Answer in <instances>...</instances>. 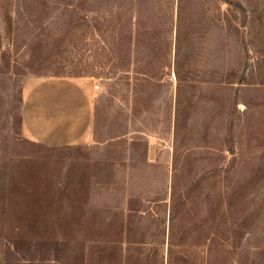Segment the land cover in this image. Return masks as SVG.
<instances>
[{"label": "rangeland", "instance_id": "rangeland-1", "mask_svg": "<svg viewBox=\"0 0 264 264\" xmlns=\"http://www.w3.org/2000/svg\"><path fill=\"white\" fill-rule=\"evenodd\" d=\"M28 76L91 78L90 145ZM0 264H264V0H0Z\"/></svg>", "mask_w": 264, "mask_h": 264}, {"label": "crops", "instance_id": "crops-1", "mask_svg": "<svg viewBox=\"0 0 264 264\" xmlns=\"http://www.w3.org/2000/svg\"><path fill=\"white\" fill-rule=\"evenodd\" d=\"M93 86L89 77H25L21 87L23 137L50 147L90 145Z\"/></svg>", "mask_w": 264, "mask_h": 264}, {"label": "built area", "instance_id": "built-area-1", "mask_svg": "<svg viewBox=\"0 0 264 264\" xmlns=\"http://www.w3.org/2000/svg\"><path fill=\"white\" fill-rule=\"evenodd\" d=\"M93 87H94V89H96L98 86L97 85H94Z\"/></svg>", "mask_w": 264, "mask_h": 264}]
</instances>
